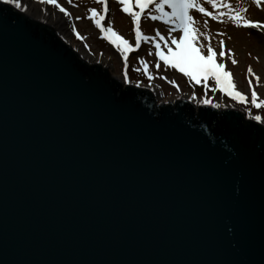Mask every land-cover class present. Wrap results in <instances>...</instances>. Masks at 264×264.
Wrapping results in <instances>:
<instances>
[{
    "label": "water",
    "instance_id": "water-1",
    "mask_svg": "<svg viewBox=\"0 0 264 264\" xmlns=\"http://www.w3.org/2000/svg\"><path fill=\"white\" fill-rule=\"evenodd\" d=\"M262 142L0 1V264H264Z\"/></svg>",
    "mask_w": 264,
    "mask_h": 264
},
{
    "label": "snow or ice",
    "instance_id": "snow-or-ice-1",
    "mask_svg": "<svg viewBox=\"0 0 264 264\" xmlns=\"http://www.w3.org/2000/svg\"><path fill=\"white\" fill-rule=\"evenodd\" d=\"M4 2L8 5L14 4L16 8L22 7L21 0H4ZM45 2L59 8L60 12L64 13V15H69L57 3V0H45ZM95 2L101 4L102 9L99 12L96 8L88 9L90 13L89 18L100 29L105 39L116 47L124 59L123 78L125 82H128V53L133 51L134 48H139L141 41L151 42L155 47L154 56L158 58L155 67L159 68L162 61L166 67H171L182 73L190 82L199 84L203 81L206 87L207 81L211 78L215 84L212 91L219 90L238 103H247L245 94L237 90L231 73L225 68V63L223 62V58L225 57L224 42L220 41L218 56L221 60L217 62V52L214 51L211 44L201 43V38L205 41L210 40L208 33L201 31L199 22L192 15V11H195L205 17H211V19L221 22L227 17L237 27L256 29L264 32V21L247 18L244 15L247 11L245 7H233L230 0H116L120 5L121 11L131 17L133 32L135 34V45L133 46L114 30L111 20L107 21L106 26L102 24V21L105 19L104 14L110 11L109 0H95ZM240 2L241 0H236L237 4ZM252 2L257 8L264 4V0H252ZM69 3H71V0H69ZM205 3L211 7L212 11L207 10L203 6ZM142 16H146L147 19L152 21H161L165 26H168L167 35L162 34L159 29H153L154 35L144 34L140 27ZM76 19L79 20L80 17L78 16ZM207 23V20L203 22L205 28H207ZM73 31H75V28H73ZM173 33L176 34L174 35ZM77 36L83 39V37L79 36V33H77ZM205 48L207 50L206 55L203 54ZM227 51L231 54L232 50L228 49ZM149 54L152 55L151 52ZM138 59L144 68L145 75L151 80L152 76L148 72L147 62L143 58L138 57ZM232 63L235 64L236 61L233 59ZM134 70L139 71L140 69ZM247 71L250 75L255 76L251 67ZM163 78L167 79V77ZM256 79L259 80V77H256ZM169 82L174 85L176 84L174 80ZM248 86L251 89L252 106L256 109H264V100L258 99V94L254 90L251 80L248 81ZM193 98H195V93H193ZM199 102L205 105L212 103L211 100L206 98ZM213 106L216 108L221 107L219 103ZM245 111L251 119L264 124V117L259 114L253 116L248 109H245ZM261 147L264 148V142L261 143ZM236 191H239V189L237 188ZM226 231L231 234L233 228L226 226Z\"/></svg>",
    "mask_w": 264,
    "mask_h": 264
},
{
    "label": "rangeland",
    "instance_id": "rangeland-1",
    "mask_svg": "<svg viewBox=\"0 0 264 264\" xmlns=\"http://www.w3.org/2000/svg\"><path fill=\"white\" fill-rule=\"evenodd\" d=\"M58 3H60L61 6H63L65 9L68 10L70 13L67 17V20L69 22V25L67 24L66 31L64 32L66 34V38L69 40V42H72V45L80 52L85 54L86 59L90 63H96L100 62L102 64H105V66L108 68V70L111 72V74L114 77H123V61L122 57L114 50H111L110 47H107L106 44L102 40H100V29L95 27V24L92 23L91 19H88L86 16L88 14V9L91 1L83 4H78L76 0H71V3H69V0H57ZM230 3L233 7H245L247 9V13H244V15L247 18H250L252 20H261L264 21V6L261 5V7L257 8L256 5H253L252 0H241L239 4L236 3V0H230ZM203 6L209 10L212 11L211 7L207 5L206 3L203 4ZM250 6V7H248ZM253 7V8H252ZM138 10V9H136ZM118 11L121 13V9H118ZM113 18L115 20V23L117 27L124 33L127 28L126 19L124 17H121L118 12L115 10L112 11ZM192 15L194 18L199 22V27L201 31H206L208 33V37H211V33H213L216 36H219V38L229 47L232 51L231 54L227 53L226 58L224 60L227 63V67L231 68L232 71V77L234 80V84L237 88V90L243 92L244 94L249 93L250 95H247V103H238L235 101L232 102L235 106H238L239 108H242V104L247 106L248 108L253 109L252 115L261 114L262 117H264V109H257L252 106L251 104V89L248 86V81H252V85L254 90L258 94L259 100H264V32H260L256 29L254 30H248L244 27H237L234 24L231 23L230 20L225 17L223 21L213 20L211 17H205L204 15L192 11ZM80 17L79 20L76 19V17ZM125 19V20H124ZM146 18H141V22L145 20ZM207 20V28L204 27L203 22ZM160 22V21H158ZM144 29H147L149 32H151L154 35L153 29H157L155 23H145L143 24ZM73 28H75V31H73ZM96 29V30H95ZM159 29V27H158ZM167 29L168 28H161L159 29L160 32L164 35H167ZM98 30V31H97ZM77 33H79L80 37H83V39L78 38ZM126 33V32H125ZM175 35V33H173ZM224 37H221L222 35ZM220 40V41H221ZM219 41V42H220ZM201 43H208V41H205L203 38H201ZM87 45V47H85ZM150 47L155 49L154 45L150 44ZM148 48L150 52L152 53L153 49ZM147 49L145 50V52ZM218 51V50H216ZM205 54V53H203ZM147 55V54H146ZM146 55H143V57H146ZM149 57L152 59H155L156 57L154 54L150 55L148 51ZM230 57V61H227V58ZM235 60L236 63L233 64L232 60ZM148 60V59H147ZM148 64V70L151 76H154L153 83L147 84V80L149 79L147 75H145V72L142 71V76L145 82H143L144 86H150L156 88V92H158V98H161L163 101H170V100H176L180 99L181 97L184 98H193V93L196 92L195 89H192V87L189 86L188 80L184 78V75L177 70L171 71V70H165V69H158L155 70L153 67H155L154 62L152 63L150 60L147 62ZM154 64V65H153ZM153 65V67H152ZM141 67V66H140ZM251 67L253 73L255 76L250 75L249 73L245 74L248 70V68ZM163 77H167V79H164ZM250 79H248V78ZM256 77H259V80L256 79ZM124 79V78H123ZM131 79V78H129ZM128 79V80H129ZM175 81L177 82V85L173 87V85L169 81ZM131 82L136 83V80L131 79ZM158 89V91H157ZM199 98H195L196 101H200L201 99V93L198 90ZM164 95V98L163 95ZM221 92L215 95V100H220V98L225 97L228 101L226 103H231V100H229L230 97H228L226 94L223 95V97L220 95ZM162 96V97H161ZM161 100V101H162ZM221 103H224L223 100H220Z\"/></svg>",
    "mask_w": 264,
    "mask_h": 264
},
{
    "label": "bare ground",
    "instance_id": "bare-ground-1",
    "mask_svg": "<svg viewBox=\"0 0 264 264\" xmlns=\"http://www.w3.org/2000/svg\"><path fill=\"white\" fill-rule=\"evenodd\" d=\"M21 2L22 7L26 9L23 11V8L21 7V11L24 13L26 12L28 16L34 21H40L51 26L58 32V34L62 36L63 40L65 41L66 34L64 32L67 30V20L60 10L52 9L50 6L45 4L44 0H21ZM74 51L80 54L76 48ZM81 54L80 55L86 59L85 54ZM117 78L122 81L121 77L117 76Z\"/></svg>",
    "mask_w": 264,
    "mask_h": 264
}]
</instances>
